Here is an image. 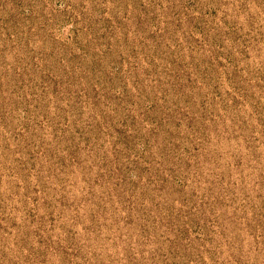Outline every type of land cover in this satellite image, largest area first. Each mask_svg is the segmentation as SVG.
Returning a JSON list of instances; mask_svg holds the SVG:
<instances>
[{
  "label": "rangeland",
  "instance_id": "374dc122",
  "mask_svg": "<svg viewBox=\"0 0 264 264\" xmlns=\"http://www.w3.org/2000/svg\"><path fill=\"white\" fill-rule=\"evenodd\" d=\"M0 264H264V0H0Z\"/></svg>",
  "mask_w": 264,
  "mask_h": 264
}]
</instances>
